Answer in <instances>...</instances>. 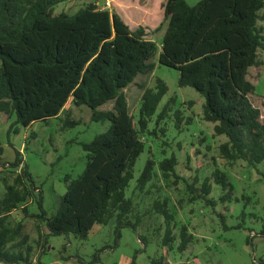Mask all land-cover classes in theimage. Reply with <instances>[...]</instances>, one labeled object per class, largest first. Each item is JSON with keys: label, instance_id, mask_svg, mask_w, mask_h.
I'll return each instance as SVG.
<instances>
[{"label": "trees", "instance_id": "1", "mask_svg": "<svg viewBox=\"0 0 264 264\" xmlns=\"http://www.w3.org/2000/svg\"><path fill=\"white\" fill-rule=\"evenodd\" d=\"M67 1L0 0V115L10 122L7 137L12 128L19 132V125L28 127L58 118L70 100L78 107L87 106L92 121L110 125L91 141L81 143L87 158L85 169L76 178L66 176V192L58 198L52 215L44 209L42 190L22 153L14 149V161H3L0 138V168L6 164L21 168L12 182L3 177V264H41L50 236L87 239L94 225H107L113 219L117 239L125 227L137 231L141 215L135 212L134 200L127 197L126 190L146 147L143 137L156 135L171 112L179 129L184 121L189 124L193 119L174 111V97L159 110L169 91L159 77L152 87L140 85L143 93L137 120L130 113L125 90L138 76L153 73L157 63L178 70L179 87L189 86L204 98L203 119L214 124L216 136L227 139L219 145L224 160H241L253 167L264 163V115L252 102L256 87L249 79L250 68L264 64L259 60V52L264 53V0H199L193 5L187 0H166L167 27L160 50L144 27L131 29L117 13L102 9L98 2H88L73 14L56 12V7ZM107 103H112V108L101 109ZM195 103L189 101L190 106ZM153 120L155 128L150 131ZM63 121L67 127L78 122L68 113ZM177 165L175 153L158 163L150 154L136 179V190L148 191L156 167L163 178L179 179ZM211 180L222 189L218 200L210 196ZM198 183V178L186 183L192 202L201 199L215 207L234 199L235 188L219 169L200 186ZM32 203L38 206V213L30 212ZM153 210L165 220L163 244L170 246L176 237L167 199L155 201ZM14 212L22 217L12 224ZM25 219L36 221V245L41 253L35 259L30 236L24 232ZM255 234L264 237V225ZM179 238L178 250L184 252L193 240L186 225L181 226ZM138 239L147 243L143 235ZM247 244H252V238H247ZM98 262V255L89 263L77 259V264Z\"/></svg>", "mask_w": 264, "mask_h": 264}, {"label": "rangeland", "instance_id": "2", "mask_svg": "<svg viewBox=\"0 0 264 264\" xmlns=\"http://www.w3.org/2000/svg\"><path fill=\"white\" fill-rule=\"evenodd\" d=\"M128 1L135 5L140 3L149 13L141 16L136 23L141 22L148 28V37L157 43L160 50L162 31L167 24L161 8L164 1L154 0L157 4L155 8L152 7L153 0ZM187 1L193 5L199 0ZM88 2L101 3L102 0H69L60 3L56 12L73 14ZM113 4L114 1L111 10L117 13V2ZM129 14H132L131 11ZM259 60L264 62V53L261 51ZM155 61L157 63V58ZM179 75L178 70L157 63L153 73L138 76L125 90L130 113L137 120L143 93L140 85L152 87L159 77L169 87L159 110L169 98L174 97V111H181L185 118L193 117L192 122L187 124L184 121L179 129L176 127L175 114L171 112L157 128L156 135L145 134L143 137L146 147L134 167L135 178L126 190L127 197L134 200L135 212L141 215L137 231L125 227L117 239L116 221L113 219L107 225H94L87 239L73 235L50 236L48 250L40 256L41 264H77L78 258L89 263L95 255L99 257L96 264H131L133 261L135 264H261L264 259V237L255 233L264 225V163L253 167L241 160L229 163L220 156L219 145L225 141V137L216 136L214 124L203 119L201 99L204 101V98L189 86L179 87ZM249 79L256 87L251 96L252 102L264 115V64L250 68ZM191 100L196 101L193 106L189 105ZM110 108L112 103L101 107L104 110ZM66 113L71 120L78 121L76 125L64 126ZM0 118V138L4 146L2 159L12 163L15 159L14 149L22 153L28 171L42 190L43 206L48 215L56 212L58 198L66 192V176L76 178L85 169L87 158L81 143L91 141L110 125L109 122L103 124L92 121L90 109L85 105L78 107L72 100L58 118L35 122L28 127L19 125V132H15L14 128L10 130L9 139L7 130L10 122L2 115ZM154 128L153 120L149 130ZM149 151L157 163L175 153L179 179L175 176L163 178L156 167V176L148 184V191L140 192L135 188L136 179L150 157ZM20 169H13L8 164L0 168V195L5 191L3 177L12 182ZM216 169L226 173L234 186V199L225 204L218 202L215 207L201 199L192 202V194L186 183L198 178L197 186H200ZM211 183L213 189L210 196L218 200L222 189L213 180ZM164 199H167L169 210L174 216L172 223L176 239L170 246L163 244L165 220L153 210L154 202ZM29 210L32 213L39 212L35 203L30 204ZM21 217L22 214L14 212L10 220L13 224ZM24 224V232L30 236V244L34 247L33 256L37 258L41 251L36 245V221L25 219ZM40 224L45 230L44 223ZM183 225L187 226L193 240L186 251L180 252L179 232ZM139 235L145 236L147 243L140 242ZM247 238H252V244H247Z\"/></svg>", "mask_w": 264, "mask_h": 264}, {"label": "crops", "instance_id": "3", "mask_svg": "<svg viewBox=\"0 0 264 264\" xmlns=\"http://www.w3.org/2000/svg\"><path fill=\"white\" fill-rule=\"evenodd\" d=\"M113 1H114V4H115V1L117 2V6H118V12H117V14L122 18V20L131 29H135V28H138L139 26H142V27L145 28L146 31L148 30V28L145 27L144 24H141V22L140 23H136L137 20H140V17L141 16H145L146 14L149 15V13H147V11H145V7L144 6L139 5L140 3H137L136 5L135 4H131V1H128V0H113ZM163 1L164 2H163V4H161V6L164 5V3H165L166 0H163ZM160 2H161V0H160ZM114 4H113V6H114ZM152 5H153L152 6L153 8H155L157 6V4H156V2H154V0H153V4ZM161 8H163V7H161ZM129 11H131L132 14H129ZM110 12H112V10H110ZM163 14H164V10H163ZM166 27H167V24H166L164 30L162 31V36L161 37L164 36ZM201 100H202V104H203L204 101H203V99H201ZM226 140L227 139L225 137V141ZM35 258L36 257L34 256V259Z\"/></svg>", "mask_w": 264, "mask_h": 264}, {"label": "built area", "instance_id": "4", "mask_svg": "<svg viewBox=\"0 0 264 264\" xmlns=\"http://www.w3.org/2000/svg\"><path fill=\"white\" fill-rule=\"evenodd\" d=\"M112 3H113V0H102V2L98 3V5L102 8V9H105V10H111L112 8Z\"/></svg>", "mask_w": 264, "mask_h": 264}]
</instances>
